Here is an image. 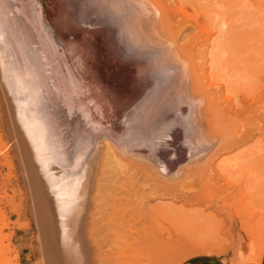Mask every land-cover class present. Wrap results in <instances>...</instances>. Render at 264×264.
Returning a JSON list of instances; mask_svg holds the SVG:
<instances>
[{
	"label": "bare ground",
	"instance_id": "1",
	"mask_svg": "<svg viewBox=\"0 0 264 264\" xmlns=\"http://www.w3.org/2000/svg\"><path fill=\"white\" fill-rule=\"evenodd\" d=\"M202 1L74 0L67 9L84 26L69 27L61 0H0V141L8 138L0 153L12 151L18 159L36 264H87L79 235H87L105 173H121L139 195L186 198L185 189L210 169H217L216 177L209 173L201 183L211 192L216 181L221 188L217 176L229 185L243 172L254 180L243 197L264 202V181L250 163L256 154L264 160V141L228 153L221 163L215 159L254 132L264 137V92L247 95L242 108L236 100L253 77L240 57L237 22L257 13L264 21V4ZM244 112L252 114L251 129L240 117ZM251 221L252 234L264 235V219ZM198 243L188 250L179 245L173 256L160 244L151 256L160 257L135 264H162L168 256L179 264L226 249Z\"/></svg>",
	"mask_w": 264,
	"mask_h": 264
},
{
	"label": "rangeland",
	"instance_id": "2",
	"mask_svg": "<svg viewBox=\"0 0 264 264\" xmlns=\"http://www.w3.org/2000/svg\"><path fill=\"white\" fill-rule=\"evenodd\" d=\"M261 1H263L264 4V0ZM202 2L205 1L203 0ZM187 9L189 12L192 11L189 7H187ZM239 10H241V8H236L238 12L237 15L242 16L243 14ZM258 15H260V13L250 15L237 22L238 25H240L239 29L241 36L238 42V48L241 54L240 57L247 62L253 73L249 86H243L241 92L236 91V100L240 108L246 105L245 102L248 101L247 95L253 96V98L256 99L257 94L264 92V21L259 20L257 18ZM243 33L248 34V36H244ZM244 95L245 97H243ZM241 116L244 122H248L246 125L247 129H251L252 125L250 124V118L252 114L249 115L248 112H244L240 117ZM254 133V138L243 137L239 139L237 142L238 145L235 144L231 149L222 152V155L216 156L215 159L217 158L218 161H223V157L226 158L227 155L230 157L231 155H236V152H241L243 150L247 152L249 149L255 147V145L262 143L264 137H259L256 132ZM1 140L3 142L0 141V147L8 141V138L4 136ZM9 152H7L6 155L5 152L3 154L0 153V264H36V262L38 263V261H36L38 255L35 241V226L29 212V197L22 182L17 156L14 152ZM256 155V160H253L255 159L253 158L250 163L256 167L255 171L257 170L256 172L260 175L259 178H262L264 181V160L262 159L260 161L258 157L259 154ZM263 156L262 154V157ZM215 159L214 164H217L218 161L216 162L217 159ZM257 161H259L258 164ZM218 165L212 164L214 167ZM216 168L219 167H215V169ZM210 170H208L210 174H207L216 177L215 174L217 169L215 170V174H213V172L211 173ZM241 173L243 172H240V174L235 173L236 177L233 180L234 184L232 183L233 188L230 187L232 181L229 175L227 176L225 174L230 178L229 185L227 184L228 181L226 182L227 178L222 177V175L217 176L218 180L221 179V181H219L221 188L217 189L219 185L218 181H216L217 187H214V192L207 189H212L213 187H205V185L203 186V183H201L203 180V182H205L204 176L207 175L205 174L201 177L203 178L202 181L201 178L200 181H198L200 182L199 184L197 180L193 181L195 184L185 189L187 191H184V193L187 192L185 194H188L186 198L184 195L180 194H177L179 197L177 196L175 198L158 195L149 197L146 195L147 193L143 191L139 195L140 191H137L138 188L130 185L131 182L129 183V181L128 183L129 186H132L130 187L132 190L127 188L126 185L128 184L125 182L126 178L121 175V173L113 178L111 177L113 176L111 175L112 173H105V180H103L104 182H102L101 185L104 187H101V191L98 194V196H100L96 202L98 207L95 205L97 211L95 207L92 208L95 215L92 221L87 224V235H79L80 241L85 248L86 263L135 264L137 258L147 259L149 256L151 259L149 258L148 260L152 262L154 259L160 257L153 258L155 254L157 252L159 253L161 250L159 247L160 244H162L160 245L161 247L166 245V249H170L169 254L173 256L174 253L180 254L179 250L182 251L181 249H190L192 243L196 245L198 242V244L205 242L210 244V246L213 245L212 247L217 246L218 248L214 247L216 249H219V247H222V250L226 248L224 249L225 251L223 250L220 254L219 252L212 254L217 253L216 255L221 256L229 263L234 261L237 264H259L257 258H261L263 254L264 245L261 240L264 235H253L250 227L253 225V221L251 220L254 219L256 222L259 219H264V202L254 203V201L252 202L253 199L251 196L245 195L247 194L246 191H251V189H253L254 180L249 178V176L252 177V174L240 176ZM245 177L248 179L245 180ZM127 180L128 179H126V181ZM122 181L125 185L121 183ZM208 181L212 183L215 182ZM224 182L229 187H226L227 185H225ZM206 185L208 186V184ZM261 185L260 190L264 191V183ZM228 188H232V190ZM205 190L210 191V193H204ZM136 192L139 197L143 194V196L140 197L142 201L140 204L138 202L140 198L137 196ZM198 192L201 195L204 193L201 199L198 196ZM133 193L134 195L136 194L139 200ZM243 193H245V198L243 197ZM192 194L194 195V200H192ZM260 195L264 197V192H260L259 196ZM196 196L199 198V200L197 198L198 201L195 198ZM246 203H249V205ZM162 207H164V209ZM56 236L53 235L54 238H51L59 241L61 238L60 235ZM168 238L170 242H168ZM199 239H201V243L198 241ZM181 240L183 242H181ZM160 241L162 242L160 243ZM86 242L89 244L90 250L87 248ZM169 243L172 245L174 243L175 246H173L175 248L171 245V250L170 245H168ZM185 243L187 246H185ZM207 244L204 245L208 246ZM179 245L182 247L181 249H179ZM166 249H164L165 252ZM152 250L154 252L151 254L150 252ZM129 251L131 253H129ZM177 254H175V256ZM144 256L146 257L144 258ZM171 256H168V259ZM168 259L163 261L162 264H173V258ZM133 260L134 263H132ZM141 261L147 264L145 263L147 261L142 259ZM137 262L140 264V260ZM54 264L57 263L54 262Z\"/></svg>",
	"mask_w": 264,
	"mask_h": 264
},
{
	"label": "crops",
	"instance_id": "3",
	"mask_svg": "<svg viewBox=\"0 0 264 264\" xmlns=\"http://www.w3.org/2000/svg\"><path fill=\"white\" fill-rule=\"evenodd\" d=\"M179 264H230L216 254H197L181 261ZM260 264H264V252Z\"/></svg>",
	"mask_w": 264,
	"mask_h": 264
},
{
	"label": "water",
	"instance_id": "4",
	"mask_svg": "<svg viewBox=\"0 0 264 264\" xmlns=\"http://www.w3.org/2000/svg\"><path fill=\"white\" fill-rule=\"evenodd\" d=\"M74 0H61V3L64 5V9H66V11L68 10V4L69 3H72ZM68 22L70 23V26H77V25H80L79 22H77V20L75 19V17L70 13V11L68 10ZM80 26H84V25H80Z\"/></svg>",
	"mask_w": 264,
	"mask_h": 264
}]
</instances>
